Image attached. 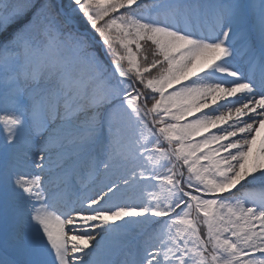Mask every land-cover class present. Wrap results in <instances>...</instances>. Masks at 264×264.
<instances>
[{"label":"snow or ice","instance_id":"1","mask_svg":"<svg viewBox=\"0 0 264 264\" xmlns=\"http://www.w3.org/2000/svg\"><path fill=\"white\" fill-rule=\"evenodd\" d=\"M0 264H264V0H0Z\"/></svg>","mask_w":264,"mask_h":264}]
</instances>
